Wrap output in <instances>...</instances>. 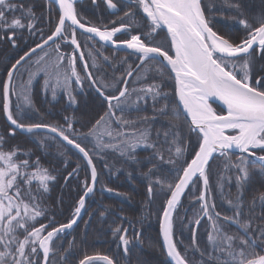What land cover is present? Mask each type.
Masks as SVG:
<instances>
[{"label":"snow or ice","instance_id":"obj_1","mask_svg":"<svg viewBox=\"0 0 264 264\" xmlns=\"http://www.w3.org/2000/svg\"><path fill=\"white\" fill-rule=\"evenodd\" d=\"M47 2L50 10L58 4V12L54 29L45 34L37 28L33 5L25 0H0V41L16 48L25 30L30 36L39 34V41L15 60L7 70V79L0 83V111L9 125L6 135H0V264H56L57 255L59 264H120L108 255H84L75 262V241H69L65 248L63 234L77 224L86 198L99 181L94 159L115 152L139 166L142 161L135 155L139 147L151 150L145 157L151 166L141 175L149 180V198L156 187L165 197L160 231L174 264H264V192L254 195L251 203L244 199L253 177L264 178V11L249 16L243 0H105L107 9L128 10L119 23L112 20L111 26H98L84 21L74 0ZM225 12L239 17L236 22L242 26L243 35L232 37L215 29L216 14ZM138 14L142 24L133 28ZM77 29L88 41L103 42L100 48L90 46L86 57ZM121 33L125 39L119 38ZM105 45L131 50L129 55L135 56V61L129 63L125 57L117 64L100 51ZM63 46H68L71 54L62 50ZM78 63L81 71H77ZM21 68L28 79L25 81L21 74L16 82ZM41 74L44 90L50 89L53 98L63 90L69 106H75L74 92H82L87 86L99 94L106 107L83 122L75 113L65 115L63 123L23 122L24 106L32 107L28 89ZM169 81L174 82L173 97L178 98V104L169 100L165 91ZM13 95L18 101L15 106ZM212 100L223 106L221 111L212 106ZM149 101L151 116L128 115ZM161 101L163 105L157 107ZM166 117L170 119L163 120ZM157 120L162 123L153 138L152 125ZM17 130L37 137L43 133L41 148L49 147L48 140L66 142L61 146L77 150L90 168V178L82 182L83 194L66 223L49 213L46 202L50 185L58 179L55 166H45L33 151L12 144ZM189 148L190 160L186 158ZM64 155L59 152L60 157ZM62 164L67 169L68 161ZM163 165L172 167L165 173ZM213 165L231 175L214 172ZM80 167L77 164L64 180L78 175ZM105 168H109L107 162ZM214 175L216 191L222 198L225 180L228 185L235 183V200L227 199L230 214L217 211ZM104 190L114 191L106 186ZM186 190L191 195L194 217L188 221L191 257L188 248L183 254L178 248L174 230L175 222L184 225L180 209L185 214L188 211L182 203ZM106 211H101L100 217ZM205 219L210 250L197 244V228ZM120 220L111 231L117 248L127 256L132 238L122 223L127 217ZM193 224L196 227H191ZM233 226L235 232L231 231Z\"/></svg>","mask_w":264,"mask_h":264},{"label":"trees","instance_id":"obj_2","mask_svg":"<svg viewBox=\"0 0 264 264\" xmlns=\"http://www.w3.org/2000/svg\"><path fill=\"white\" fill-rule=\"evenodd\" d=\"M25 3L33 5V12L37 17V28H42L45 34H48L50 29H54L57 11L53 5L50 10L47 0H25ZM243 3L249 16L264 11L262 0H243ZM75 7L80 16L84 18V21L90 25L99 26L103 24L111 26L110 21L116 20L115 17L108 13L101 2L95 5L91 2H83L75 5ZM234 17L235 14L230 12H225L223 15L217 13L214 21L215 29H219L221 33L232 37L243 35L242 26L236 22L239 17ZM134 19L136 23L132 24V27L138 28V25L142 24L140 14ZM77 37L78 39L79 37L87 39V36L79 32H77ZM38 41L39 34L30 36L26 30L24 31L23 38L18 41V47L16 48L11 47L6 40L0 41V73H2L0 83L3 82L7 70L15 60L30 47L35 46V43ZM92 46L100 48V45L94 41H92ZM100 51L103 55L114 58L117 64L125 57H127L129 63L135 61V56H131L128 53L105 47L101 48ZM79 70L81 71L80 65ZM19 79L20 77L17 80L19 81ZM23 79L25 81L28 79L26 72L23 75ZM173 85L174 82L169 81L165 91L169 95V100L174 99L175 104H177L176 98L173 97ZM74 95H76L78 104L69 106L67 95L64 91H57V95L53 98L52 92L49 90L45 91L43 83L39 79L34 80L28 89V96L32 101V107L24 106L22 111L23 122H39L43 120L45 123H63V117L73 113L82 117L83 122L84 120H91L106 107L103 99L92 88L87 86L82 92L75 91ZM11 100L14 106L18 102L17 98H11ZM19 102L23 104V98ZM163 103L164 101H161L157 107L162 106ZM175 104H173V107ZM152 111V102L149 101L148 104H142L138 109H131L128 115L151 116ZM167 119H170V117L163 118V120ZM183 120L184 117L181 116L180 122ZM161 123V120H157L152 125L153 138L155 131L161 127ZM76 126L80 127L79 124ZM164 126L167 127L166 124ZM8 128L9 125L6 123L2 111H0V135H6ZM184 129L185 131L187 130L186 125H184ZM42 138L43 133L37 137L29 133L17 132L10 142L12 144H19L21 148L33 151L36 156L41 157L45 166H55V174H58V179L54 184L50 185L51 192L48 194L46 202L49 206V213L53 214L58 222L66 223L71 217L76 201L83 194L82 182L86 177L90 178L89 169L83 158L70 147H62L63 143L61 141L53 142L48 140L46 144L49 147L41 148L40 139ZM192 146H195L194 136L192 137ZM59 152H64L65 155L60 157ZM191 153L192 149L189 148L186 154V158L189 160ZM135 155L142 161L139 166L115 152H108L104 158L94 159L99 173L96 189L86 201V207L81 220L72 230H68L63 234V245L65 248L69 246V241H75L76 247L72 250L75 262L82 259L84 255H108L118 260L120 264H170L162 249L159 237L161 208L165 197L160 189L156 187L154 188V195L149 198L147 192L149 180L141 175L142 172L147 171L151 166L145 159V157L151 155V150L139 147ZM232 159L235 160L236 156L234 155ZM63 160L68 161L67 169L63 167ZM106 162L109 164V168H105ZM77 164L81 166L78 175H74L66 182L64 176L69 171H72ZM171 167V165H163L165 173ZM213 169L214 172H221L225 177L231 175L229 172H223L217 165H213ZM129 172L132 173L131 177L128 175ZM168 178L171 179V176ZM215 181L216 177L214 175L212 191L217 211L230 214L227 199L235 200L237 194L235 183L233 182L231 185H228L227 180H225V196L222 198L220 193L216 191ZM105 186L114 189V191H105ZM261 192H264V178L256 175L244 193L246 203H251L253 196H258ZM190 200L191 195L187 192L182 203L188 211L185 214L183 208L180 209L181 215L185 216L184 225H181L177 221L175 222L174 230L178 248L182 254L185 248H188L189 256L191 257L192 233L188 226V221L193 220L194 217ZM105 208L108 211L105 212L104 217H100L99 213L105 211ZM259 212L260 209L257 207L256 215H259ZM121 216L127 217V220L122 223L123 227L129 228V236L132 238L127 256L124 255L122 248H117L118 241L113 239L111 231L113 227L121 223ZM207 224V220H203L197 228V244L201 249L210 250V245L207 241ZM191 227L196 226L193 224ZM231 231H236L235 226L232 227ZM136 233H139L138 237H136ZM196 259H199V254H197ZM55 260L56 264H59L58 255L55 257ZM96 264L103 263L96 262Z\"/></svg>","mask_w":264,"mask_h":264},{"label":"flooded vegetation","instance_id":"obj_3","mask_svg":"<svg viewBox=\"0 0 264 264\" xmlns=\"http://www.w3.org/2000/svg\"><path fill=\"white\" fill-rule=\"evenodd\" d=\"M84 2H91V3L93 4L92 0H86V1H84ZM98 2H101V3L104 5V7L107 9V7H106V3H105V0H96V3H95V4H97ZM114 2H117V0H114ZM127 2H128V0H124V3H127ZM95 4H94V5H95ZM119 8H120V5H119V3H118V9H119ZM127 10H128L127 8H123V9H121V10H119V11L114 10L115 13H112V12L110 11V9H107L108 13H109L111 16L115 17V19L117 20L118 23H119V19H120V17H123V15H124V11H127ZM126 22L130 23L131 21H130V20H126ZM133 28H134V27H133ZM119 38H120V39H125L126 36H125V34L122 33L121 35H119ZM79 40L81 41L82 46H83V47H82V50L85 52L86 57H87V52H88V50H89V47L92 46V41H88L87 39H84L83 37H79ZM33 47H34V46H33ZM62 50H64V51L68 52L69 54H71V49H70L68 46H63ZM88 59H89V63H91L90 58H88ZM14 63H15V62H14ZM79 65H80V68L82 67L81 64L78 63V64H77V71H80V70H79ZM25 67H27V65H26ZM24 73H25L24 68H21L19 74H18V73L16 74L14 80H15L16 82H18L17 79L20 77L19 75H20V74H24ZM6 75H7V73H6ZM1 76H2V73H0V81H1ZM17 76H18V78H16ZM39 77H42V78H39ZM5 78H6V76H5ZM5 78H3V81H5ZM37 79H39V80L44 84V77H43V74L37 76L34 80L36 81ZM34 80H33V81H34ZM75 87H76V85L73 83V88H75ZM78 92H79V91H78ZM74 93H75V92H74ZM11 98H17V96H16V95H13Z\"/></svg>","mask_w":264,"mask_h":264},{"label":"water","instance_id":"obj_4","mask_svg":"<svg viewBox=\"0 0 264 264\" xmlns=\"http://www.w3.org/2000/svg\"><path fill=\"white\" fill-rule=\"evenodd\" d=\"M84 1H86V0H74V6L76 5V4H78V3H81V2H84ZM54 7H55V9H56V11L58 12V4H54ZM110 11L112 12V13H115V11L114 10H112V9H110ZM77 32H79V33H81L82 34V30H79V29H77ZM84 35H86V34H84ZM120 34H118V36H119ZM87 36V35H86ZM96 41H98V38H96ZM101 43H103V42H100V43H98L99 45L101 44ZM105 48H108V49H112V50H114L113 49V47L111 46V45H105L104 46ZM116 51H119V52H124V53H130L131 52V50H127V49H124V48H120V49H118V50H116ZM174 75V74H173ZM7 79V75H6V78H5V80ZM176 101H177V104L179 103V101H178V98H176ZM210 103H212V106L217 110V111H221L222 110V105L218 102V101H215V100H212V101H210ZM3 116H4V114H3ZM4 119H5V121H6V117L4 116ZM6 123L8 124V122L6 121ZM17 132H19V133H26V132H22V131H20V130H17ZM62 142V141H61ZM63 144L64 143H66V142H62ZM68 147H70L71 148V146H68ZM71 149H73L74 151H76L77 153H78V151L77 150H75L74 148H71ZM79 154V153H78ZM80 155V154H79ZM236 155H238V153L236 154ZM81 156V155H80ZM82 157V156H81ZM85 162V161H84ZM86 163V162H85ZM89 169V173H90V168H88ZM96 186H97V184H96ZM96 186H95V189H96ZM95 191V190H94ZM186 192H187V190H186ZM92 196V194L89 196V197H91ZM89 197H87L86 198V201H87V199L89 198ZM183 198V197H182ZM85 210V209H84ZM84 210H82V213H81V217H80V219L77 221V224H78V222L81 220V218H82V216H83V213H84ZM161 219H162V214H161V216H160V222H161ZM160 222H159V237H160V242H161V246H162V249H163V251H164V253H165V255H166V257H167V259H168V261H169V263L170 264H174V262H172L171 261V259L167 256V253H166V248H165V246H164V242H163V236H162V233H161V231H160ZM76 224V225H77ZM76 225H74L73 226V228L76 226ZM72 228V229H73ZM71 229V230H72ZM97 262H101V263H103L102 261H97Z\"/></svg>","mask_w":264,"mask_h":264},{"label":"rangeland","instance_id":"obj_5","mask_svg":"<svg viewBox=\"0 0 264 264\" xmlns=\"http://www.w3.org/2000/svg\"><path fill=\"white\" fill-rule=\"evenodd\" d=\"M24 75V74H23ZM20 77H21V74L19 75ZM49 91H51L50 89H49ZM58 91H62L63 92V90H58Z\"/></svg>","mask_w":264,"mask_h":264},{"label":"bare ground","instance_id":"obj_6","mask_svg":"<svg viewBox=\"0 0 264 264\" xmlns=\"http://www.w3.org/2000/svg\"><path fill=\"white\" fill-rule=\"evenodd\" d=\"M54 6V5H53ZM93 89V88H92ZM94 90V89H93ZM95 91V90H94ZM96 92V91H95ZM97 93V92H96ZM98 94V93H97ZM99 95V94H98Z\"/></svg>","mask_w":264,"mask_h":264}]
</instances>
